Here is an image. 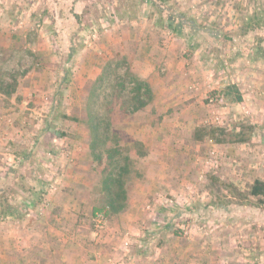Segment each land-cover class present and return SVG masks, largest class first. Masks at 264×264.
I'll return each instance as SVG.
<instances>
[{
    "label": "crops",
    "instance_id": "crops-1",
    "mask_svg": "<svg viewBox=\"0 0 264 264\" xmlns=\"http://www.w3.org/2000/svg\"><path fill=\"white\" fill-rule=\"evenodd\" d=\"M141 1L137 9L129 0H0V18L8 14L2 4H12L14 8L17 4H33L35 11L42 8V12L51 11L62 20L81 23L78 42L82 46L87 45L86 39L90 36L86 35L84 40L80 33L90 31L92 37L99 38L92 39L91 45L78 51L82 54L75 65L79 70L72 74L70 85L74 83L73 78L79 83L78 74L79 78L95 81L106 63L121 54L137 65L139 77L150 84L154 95L150 105L132 115L134 123L127 124L131 126L129 132L136 133V146L141 144L139 148L143 150L137 158L140 165L134 174L135 190L128 191V209L111 220L106 233L99 237L91 228L88 217H81L93 209L95 186L99 184L94 183L97 175L91 168L93 160L88 150L71 145L66 148L70 143L65 139H54L56 145L52 146L55 149L52 153L56 156H49L56 164L55 168L42 158L29 161L25 154L38 150L37 139L28 136L10 142L17 124L11 119L10 109L0 108L1 115L8 113L0 116L3 117L2 121L0 119V174L6 165L14 170L19 167V176L28 186L39 191L47 187L43 201L35 210L0 221V264H104L109 257H113L116 264H264V220L258 219L261 213L258 214L255 207H250L248 212L253 217L248 219H229L224 207L220 219H208L204 223V227L215 228L210 237L194 231L189 235H176L173 232L176 226L192 228L195 219L188 214L181 216L180 211L171 215L172 207H167L171 216L167 222L161 220L152 225L157 226L152 238L143 231L151 228L141 214V208L147 203L158 204L166 194L186 195L187 191L191 197V192L197 193L189 183L198 176L191 155L194 151L200 153L201 148L207 146L203 140L195 138V133L201 129L198 122L211 108L206 97L212 90L222 92L226 86L234 84V81L230 83L231 73L237 68V61L242 63V55L239 54L240 45L234 49L235 53L230 50L236 42L235 38L229 40L235 30L223 31V18L204 11L211 2L205 0L200 6L194 1L195 5H190L193 12L205 13L188 15V19H183L170 5L165 6L174 21L183 23L186 29L178 33L158 24L160 15L154 11L152 0ZM173 1L176 2L171 0L172 4ZM13 13L7 15L8 21L16 19ZM218 24H221L220 29ZM164 25L168 26L169 20ZM24 26L22 30L27 32L26 35L32 36L30 24ZM99 26L108 31L102 35ZM250 42L256 63L264 64L258 58L264 55V45H261L262 54L255 39ZM262 67H244V71H249L244 83H252L253 89L262 92L260 96H254V107L260 111L264 109ZM29 80L33 86L43 84L36 79ZM0 96L9 98L1 93ZM220 102L224 112L239 108V103L224 97ZM158 117L163 118L158 120ZM65 155L73 160L68 162ZM51 181L57 182L58 192L48 191ZM187 206L191 208L189 203ZM132 212L142 217L138 216L130 223L128 218ZM161 214L163 218L167 215ZM124 232H130L134 239L130 251L121 250ZM135 237L144 242V247L135 244ZM151 239L153 242L150 243Z\"/></svg>",
    "mask_w": 264,
    "mask_h": 264
},
{
    "label": "rangeland",
    "instance_id": "rangeland-1",
    "mask_svg": "<svg viewBox=\"0 0 264 264\" xmlns=\"http://www.w3.org/2000/svg\"><path fill=\"white\" fill-rule=\"evenodd\" d=\"M129 1L137 9L142 4L141 0ZM175 1H173L174 4L171 2L169 5L178 14L181 13L183 19H188V15L196 16L197 13L201 15L207 11V13H212L216 17L223 18L225 21V27L221 28L223 31L224 29L228 31L235 30V35L232 36L230 34L229 40L235 38L236 42L229 48L235 53L236 50L234 49L238 45L241 46L238 47L241 48L239 54L240 56L242 55L241 61L243 64L237 61L238 66L231 73L230 83L234 81V84L231 85H240L238 87L243 100L239 103L237 110L224 112L221 109L223 104L220 102V98L223 97L222 92L212 90L208 93L206 101L211 108H209L208 114L203 119H200V122H198L199 126L202 129L205 127L226 129L227 133L224 136L225 143L218 144L210 138L203 139L202 142L207 144V146L201 148L200 153L194 151L191 155L193 164L197 166L196 171L198 172V176L195 179H191L189 183H192L197 193L191 192V197L187 194V191H185L186 195L166 194L163 195L158 204L157 202L147 203L141 208V214L144 217L145 223H149L148 225L151 228H146L143 231L149 233L148 235L152 238V235L155 233L154 229H157V226L152 225L161 220L167 222L171 216L168 215L169 210L165 209L172 207L171 215H175L180 211L181 216L188 214L191 219H195L192 228L176 226L173 230L176 235H189L190 231H194L204 237H210L214 233L215 228L213 226L204 227V223L208 219H220L223 214L222 212H224L222 211L224 207H226L225 216L229 219L252 218L253 216L248 211H251L250 207H255L258 214L261 213L258 219L260 221L264 220V204H259L257 199L248 196L249 187L254 180L256 178L264 180V109L260 111L254 107L255 97L260 96L262 92L258 88L253 89L251 87L252 83H244V77L246 78V74L249 73V71H244V67L247 69H258L262 67L260 65L264 66L263 63H256L258 61L254 56L255 54L250 42V40L255 39L257 45L261 47L260 50L262 52L263 46L261 45H264V0H206L211 2V4L208 5L207 10H204L205 12L203 13L193 12L192 6L195 5L194 1L201 6L205 0H200V2L198 0ZM2 6H4V10L8 14L5 13L2 16L3 18H0V78L3 77L6 81H9L12 75H15L19 81V90L13 97L6 99L0 96V108L5 107L10 109L9 114L13 115L11 119H14L13 122L17 124L11 136L13 140L10 139V142L24 139L28 136L30 139L36 138L35 142L39 143L38 150L35 149V151L29 154H25V157L29 161H36L42 158V161L46 164H53V168H55L56 164L51 162L49 154L51 157L56 156V153H52L55 150L52 146L56 145L53 142L54 139H65L70 143L66 148L69 145L72 148L74 146L77 148L81 147L83 150L87 149L91 155L89 148L90 139L85 122L86 103L94 81L92 82L90 78H79V74L77 75L78 84L74 78V83H71V85L69 81L72 74L77 73L79 70V68L75 67L78 57L82 55L79 53V50L91 45V41L98 40L99 38L92 37L93 35L90 34V31L88 34L80 33L84 40L86 39V35L90 36L86 39L87 45L82 46L78 42V33L82 28L81 23L76 24L74 20H62L61 17L52 14L51 11L42 12V8L35 11L33 4H24V6L17 4V8H14L12 4H2ZM181 6L186 12L181 10ZM154 11L156 10L154 9ZM9 12L13 13L12 15L16 19L8 21L7 15H9ZM15 13L17 14L15 15ZM86 23H89V20ZM24 24H30L32 36H27V32L23 31L25 28ZM220 25L218 24L219 29ZM88 26L90 25L88 24ZM103 28L100 27L98 29L102 35L106 33L103 31ZM182 30L186 31L184 27L181 28ZM258 58L264 61V55ZM134 70L137 71V65H134ZM66 77L67 79L69 78L67 85L62 83ZM29 79H36V81H41L43 84H38L37 86L30 85ZM250 88H252V93L250 92ZM106 93L108 94L109 90ZM109 107L110 112L108 107H104L101 104L98 109L101 113L111 114L112 133L119 136L123 153L128 155L132 160V172L128 178V191L130 190L131 192L135 190L136 176L134 174H136L137 168L140 165L137 158L141 156L143 150L142 148H138L136 142H134L136 133L129 132V127L131 126L128 127L127 124L132 125L134 122L132 114L127 115V107L122 106L121 100H115L114 104ZM215 114L220 116L219 121L215 120ZM4 115L6 116L8 113L0 114V116ZM162 118L158 117V120H162ZM0 119L2 121L3 117H0ZM241 124L255 126L257 136L248 143H236L230 135ZM70 151H73V149H70ZM45 158L46 161L44 160ZM64 158L65 160L68 159V162L73 160V158L66 155ZM102 167L103 165H96L94 160L91 163V168L96 172L95 175H97L94 177V183L97 182L99 184L95 186L96 196L93 199V209L89 211L87 216L81 215L83 218L88 217L91 223L90 226L97 233L98 237L106 233L110 221L116 217H106L107 227L103 231L97 230L94 225L95 214H105L103 210L104 197L101 194ZM18 169L19 167L16 169L17 173L14 174L15 176H19L20 174V170ZM223 183L234 185L242 195L235 197L232 192L230 194L227 193L228 190L222 186ZM15 190L19 193L21 192L20 188ZM223 196L226 197V200L222 202ZM188 203L191 205V208L187 206ZM231 208L232 210H230ZM238 208L239 210H237ZM161 212L167 215L163 218ZM130 214H133L128 218L131 219L129 220L130 223L136 221L138 216L142 217L139 213L132 212ZM2 219L3 217L1 216L0 221ZM4 219L7 218L4 217ZM183 219L185 218L183 217ZM205 231H209L210 233L205 235ZM128 234L133 238L130 232H124L121 236V239L124 236L121 250L130 251L132 248L131 246L130 249L126 250L123 244ZM135 239L139 240V237H135ZM139 242L135 244L144 247V242L142 240ZM149 242H153V239L149 240ZM109 260H112L116 264L113 257L105 259L103 263L111 264Z\"/></svg>",
    "mask_w": 264,
    "mask_h": 264
},
{
    "label": "trees",
    "instance_id": "trees-1",
    "mask_svg": "<svg viewBox=\"0 0 264 264\" xmlns=\"http://www.w3.org/2000/svg\"><path fill=\"white\" fill-rule=\"evenodd\" d=\"M152 2L160 15L158 24L181 33L183 23H176L174 17L164 9L165 6L169 7L171 0H152ZM180 15L183 16L181 13ZM166 20H169L168 26L164 25ZM68 79L66 77L62 83L67 85ZM18 86V77L15 75H12L9 81L3 77L0 78V92L7 97H12L17 92ZM107 90H109L108 94ZM222 95L225 100L235 103L243 100L239 88L234 85L226 86ZM101 100H103L102 103H100ZM115 100H121L122 106L127 107V115H133L146 108L154 100L150 84L139 77L129 57L121 54H117L106 63L101 74L94 81L86 103L85 125L90 139L89 148L96 165H103L101 194L104 197L103 210L107 218L126 211L129 203L128 178L132 172L131 158L123 153L119 136L112 133L111 114L101 113L98 109L101 104L108 107L110 112L109 106L114 104ZM204 129L201 128L195 133L197 140L210 138L218 144L225 143L226 129L214 127ZM230 135L236 143L244 144L250 142L257 133L254 125L241 124ZM137 147H141V144L138 143ZM15 173H17L16 170L6 165L0 174V217L3 218L30 213L40 205L46 194L47 187L40 191L36 190L28 186L20 176H15ZM222 186L228 190L227 193L232 192L235 197L242 195L234 185L223 183ZM19 188L22 195L15 190ZM248 196L257 199L259 204H264V180L256 178L249 187ZM224 200H226L225 196L222 202Z\"/></svg>",
    "mask_w": 264,
    "mask_h": 264
},
{
    "label": "built area",
    "instance_id": "built-area-1",
    "mask_svg": "<svg viewBox=\"0 0 264 264\" xmlns=\"http://www.w3.org/2000/svg\"><path fill=\"white\" fill-rule=\"evenodd\" d=\"M103 31L107 32L108 29L105 27V28H103ZM214 117H215V120L216 121H219L220 120V116L219 115H216L215 114ZM48 191L49 192H56V191H58V184H57V182L54 181L52 183H49V189H48ZM94 225H95L96 229L99 230V231H103V230L106 229V227H107V218H106V216H105L104 213H96L95 214V216H94ZM204 233H205V235H208L210 232L209 231H205ZM133 241H134V239L131 238L129 234L126 235V237L124 239V243H123L124 246H125V248H126V250H128V249L131 248ZM136 242L137 243H140L138 239L136 240ZM109 262L111 264H115V263H113L112 260H109Z\"/></svg>",
    "mask_w": 264,
    "mask_h": 264
}]
</instances>
